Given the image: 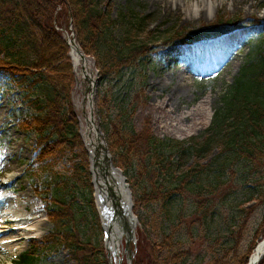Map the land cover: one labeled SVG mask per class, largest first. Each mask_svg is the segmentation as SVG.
<instances>
[{"label": "rangeland", "instance_id": "1", "mask_svg": "<svg viewBox=\"0 0 264 264\" xmlns=\"http://www.w3.org/2000/svg\"><path fill=\"white\" fill-rule=\"evenodd\" d=\"M97 2L113 19L129 10L146 16L151 33L146 35L145 32L141 38L147 37L148 41L149 37L153 38L145 62L124 67L109 76L100 75L94 57L81 48L95 81L92 93L86 90L90 83L85 78L82 61L75 64L69 47L76 82L70 92V103L77 127L80 133L88 128L86 117H89L90 101L94 122L99 125L112 163L126 178L132 199L131 210L138 220L128 246L129 250L133 249V257L127 259L125 234L118 241L117 263L152 264L155 260L160 264H236L248 250L250 256L264 235V195L257 193L260 187L264 193V165L258 169L249 166L243 169L237 162L231 172L226 170L223 178L229 186L227 196L214 203L206 201L208 209L198 211L194 197L186 190L174 191L168 200L163 197L166 194L158 192L162 191L159 184L164 182V177L155 176L157 182L154 184L151 181L154 168L150 156L143 150L147 145L142 133L187 144L192 143L189 141L192 138L198 142L203 139L223 95L239 76L245 57L253 52L264 32V0H205L202 4L198 0ZM62 17L57 26L61 28L62 36L67 40L76 39L72 18ZM219 18L242 20L241 26L192 44L167 46L162 43L164 37L179 27L195 30ZM116 26L117 31L119 26ZM86 92L91 100L86 98ZM32 114L33 110L22 101L17 86L0 79V183L10 185L12 190L0 187V194L21 197V201L37 198L45 214L48 201L42 199L50 197L45 188L52 173L71 175L76 164L89 169L91 157L82 133L80 143L62 144L58 161L47 167L43 162L38 163L34 156L35 134L32 129L25 128L31 124ZM135 134L142 137L126 151L121 139L134 141ZM140 148L142 151L138 150ZM217 152L214 150L199 161L190 158L188 164L204 166ZM207 170L209 168L203 172ZM13 174L20 178L7 182ZM87 194L78 195L80 204V197ZM93 201L94 212L100 213L95 197ZM39 209L35 221L41 219L40 206ZM7 212L5 207L1 214ZM86 212L89 225L80 228L81 239L87 238L98 248L100 246L102 263L107 264L106 259L110 263V255L104 246L101 247L99 228H91L92 216L88 210ZM98 222L99 227L103 223L100 214ZM51 230L52 224L46 215V222L31 236L22 231L24 238L14 249L1 245L0 264H20L18 256L30 251L32 241H35L36 249L33 264H72L68 249L60 248L55 252L45 245ZM176 253L178 256L173 258Z\"/></svg>", "mask_w": 264, "mask_h": 264}, {"label": "trees", "instance_id": "2", "mask_svg": "<svg viewBox=\"0 0 264 264\" xmlns=\"http://www.w3.org/2000/svg\"><path fill=\"white\" fill-rule=\"evenodd\" d=\"M97 1L0 0V79L17 86L22 101L33 110L32 122L25 128L35 134V160L46 167L59 160L62 144L80 143L70 103V91L76 83L72 62L65 39L56 29L62 15L72 18L76 39L84 52L94 57L100 75H113L148 59V45L153 38L149 37V41L147 37L141 38L143 33H151L147 17L129 10L113 19ZM241 22L219 18L195 30L179 27L164 37L162 43L167 46L194 43L231 32ZM243 63L200 142L192 138L189 140L192 143L187 144L141 132L147 145L143 150L154 168L151 181L154 184L155 176L164 177V182H158L162 191H157L166 194L165 199L174 191L186 190L194 197L197 210L206 211V201L214 203L229 192L223 180L226 170L231 172L237 162L243 169L264 165V32ZM140 136L135 134L134 141L120 138L124 149L133 147ZM214 150L218 152L204 166L188 164V159L199 161ZM206 168L209 170L204 173ZM73 169L71 175L53 172L46 183L45 192L50 197H43L42 201H48L45 214L52 230L45 238V245L55 252L68 249L72 264H103L100 246L87 238L81 239L79 234L81 227L89 225L87 210L92 216L93 230H98V222L87 169L79 164ZM86 193V197H80V204L78 195ZM257 193L264 195L261 187ZM34 242L29 246L30 251L18 256L20 264L35 263ZM176 256L177 253L173 258ZM248 256L249 250L236 264H247ZM152 264L160 263L154 260ZM258 264H264V255Z\"/></svg>", "mask_w": 264, "mask_h": 264}, {"label": "bare ground", "instance_id": "3", "mask_svg": "<svg viewBox=\"0 0 264 264\" xmlns=\"http://www.w3.org/2000/svg\"><path fill=\"white\" fill-rule=\"evenodd\" d=\"M202 4L205 0H198ZM210 3V2H209ZM205 4V3H204ZM211 5V4H209ZM190 6V5H189ZM205 9V8H204ZM210 10V9H209ZM72 59L77 65L79 63L78 54L72 53ZM85 71V77L90 75V70L85 65L83 67ZM92 69V67H91ZM91 88V87H90ZM163 108V107H162ZM88 117V128L81 131V135L85 136V145L89 148L90 157L94 163L95 170L102 166H106L108 162L107 157L103 154L102 143L97 140L99 136L96 132L95 125L92 124V119ZM180 123V122H179ZM108 167L106 180L100 179L96 182V201L99 211L102 214L104 222H107V227H110L111 237L120 238L123 233L124 222L130 227L135 226L136 220L129 214L131 210V199L127 188L123 186V179L117 171L113 170V167ZM20 176L16 174L10 175L7 178L9 180H18ZM0 187L10 188V185L0 183ZM21 197H13L9 195L0 194V247L4 245V248H12L18 245L23 240L22 231H26L28 236H31L36 230H39L43 223L46 222V215L43 212V207L39 203L37 198H30L24 201L20 200ZM36 199V201H35ZM41 207L42 215L39 221H35L37 212ZM7 207V213L1 214L2 210ZM30 207V208H29ZM29 208V210H28ZM120 217H115V211ZM132 211V210H131ZM123 212V216L121 213ZM38 220V219H37ZM109 224V225H108ZM111 244L113 241L110 242ZM264 252V237L259 241L250 255L251 261L249 264H256Z\"/></svg>", "mask_w": 264, "mask_h": 264}, {"label": "water", "instance_id": "4", "mask_svg": "<svg viewBox=\"0 0 264 264\" xmlns=\"http://www.w3.org/2000/svg\"><path fill=\"white\" fill-rule=\"evenodd\" d=\"M81 58H84V56L81 54ZM263 256V255H262ZM262 256L260 257V259L258 260V261H260L261 259H262ZM250 261H251V259H249V261H248V263L247 264H249L250 263Z\"/></svg>", "mask_w": 264, "mask_h": 264}]
</instances>
